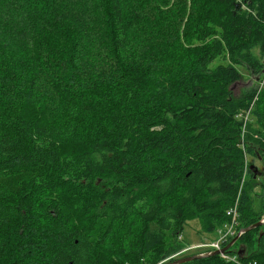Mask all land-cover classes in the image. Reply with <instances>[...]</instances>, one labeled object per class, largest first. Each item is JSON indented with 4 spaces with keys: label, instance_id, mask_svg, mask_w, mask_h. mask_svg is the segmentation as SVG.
I'll return each instance as SVG.
<instances>
[{
    "label": "trees",
    "instance_id": "obj_1",
    "mask_svg": "<svg viewBox=\"0 0 264 264\" xmlns=\"http://www.w3.org/2000/svg\"><path fill=\"white\" fill-rule=\"evenodd\" d=\"M106 1L113 57L127 63L131 17L124 0ZM202 8L200 43L182 70L159 72L148 62L153 56L90 89L75 74L64 76L53 89L60 112L53 120L44 107L28 105L30 84L2 89L0 253L10 254L8 264H160L194 254L173 257L186 246L182 231L192 219L216 233L231 222L227 211L238 201L237 233L261 220L254 218L259 193L246 181L245 156L264 159V0H204ZM83 54L77 35L68 59L77 75L86 72ZM220 57L226 63H215ZM135 74L145 80L136 82ZM249 77L254 83L236 94L234 85ZM66 145L72 150L60 157ZM72 181L75 189L64 194ZM74 193L85 203L80 226L65 209ZM257 231L225 251L240 263L214 254L182 264H264ZM256 234L238 254L241 240Z\"/></svg>",
    "mask_w": 264,
    "mask_h": 264
},
{
    "label": "rangeland",
    "instance_id": "obj_2",
    "mask_svg": "<svg viewBox=\"0 0 264 264\" xmlns=\"http://www.w3.org/2000/svg\"><path fill=\"white\" fill-rule=\"evenodd\" d=\"M28 1L29 5L26 9ZM203 1L124 0L125 12L129 18L131 17L132 23L130 59L127 63L118 62V65L112 52V21L106 0H0V96L2 89L5 91L9 88L25 89L30 84L34 92L26 93L30 94L28 105L44 107L47 116L53 120L60 115L59 93L53 89L64 76L75 74L84 88L90 89L92 82L117 80L123 68L153 56L155 58L148 62L159 72L182 70L192 59L193 46L200 43L198 36L203 22ZM139 3L140 5L137 6ZM138 9L141 18L139 23L135 24ZM25 10L27 13L22 16L20 13ZM186 20L189 22L186 23ZM185 34H187L185 41H182ZM77 35H81L84 39L83 59L86 63V72L83 75H77L68 60ZM190 44L192 46L188 47ZM220 62L226 63L221 57L215 61V63ZM134 78L136 82L145 80L137 74ZM253 83V77L241 80L234 85V91L239 94L244 87ZM144 84L146 82H140L139 87L142 88ZM88 94L89 92H86L87 97ZM71 150V145L62 147L59 150L60 157L69 155L68 152ZM245 162L249 169L246 181L252 184L251 192L254 193L256 190L260 196V198L254 196L253 208L259 212L254 218L262 220L264 219V159L260 161L250 153H246ZM25 169L28 168H22L20 173L22 179L29 178L30 171ZM250 170L253 172L250 173ZM73 183L72 181L64 187V194L73 192L75 189ZM75 183L80 184L79 180ZM72 197L68 201L69 204L66 203L65 209L73 214L74 222L80 226L79 218L85 204L84 198L79 193H74ZM61 206L62 212L65 213L64 206ZM17 220L14 216L11 230L15 228ZM222 228H218L216 233H205L199 218L186 222L182 231L186 246L173 257L208 251V248L194 245L218 238ZM254 229H258V236L264 235V225ZM6 237L9 242L15 240L12 232ZM256 238L257 234L254 236V241L252 237H244L239 243L240 247L245 246L247 250L252 242L255 243ZM169 239L171 241L173 239L171 233ZM13 245L14 243L11 242L12 248ZM9 256L8 252L0 253V264H8L6 259ZM107 256L114 262L119 260L113 254Z\"/></svg>",
    "mask_w": 264,
    "mask_h": 264
},
{
    "label": "built area",
    "instance_id": "obj_3",
    "mask_svg": "<svg viewBox=\"0 0 264 264\" xmlns=\"http://www.w3.org/2000/svg\"><path fill=\"white\" fill-rule=\"evenodd\" d=\"M246 120L248 119V117L250 116V109L246 112ZM238 204L239 202L237 201L235 203L234 206H232L227 212L228 215L231 217V222L228 223L227 225L224 226V228H222L219 231V235L218 238L207 242V243H201L199 246H203L205 248H218L220 249L221 247L224 246V243H226L235 233H236V226L238 225ZM222 256H224L225 258L232 260L234 262L240 263L239 260L237 259L236 256H230L229 254L226 253H222ZM256 264V263H253Z\"/></svg>",
    "mask_w": 264,
    "mask_h": 264
},
{
    "label": "water",
    "instance_id": "obj_4",
    "mask_svg": "<svg viewBox=\"0 0 264 264\" xmlns=\"http://www.w3.org/2000/svg\"><path fill=\"white\" fill-rule=\"evenodd\" d=\"M261 225H264V219L259 220L253 224H250L246 227L241 228L240 231L238 232V234L221 250H210V251H206V252H202V253H194L191 255L176 258L174 260H168V261H165V262L160 263V264H182V263H185V262H188L191 260H195V259H199L202 257H206V256L214 255V254H220V252H224V251L228 250L240 238V236L243 233L248 232V231H250L256 227H259ZM244 252H245V248L240 247V249L238 250V254H242Z\"/></svg>",
    "mask_w": 264,
    "mask_h": 264
},
{
    "label": "bare ground",
    "instance_id": "obj_5",
    "mask_svg": "<svg viewBox=\"0 0 264 264\" xmlns=\"http://www.w3.org/2000/svg\"><path fill=\"white\" fill-rule=\"evenodd\" d=\"M223 228H224V226H223ZM236 228H237V226H236ZM240 231V230H239ZM236 234H238L237 233V229H236V233L234 234V235H236ZM233 235V236H234ZM223 247H225V246H223ZM223 247H221L220 249H218V248H214L213 250H221ZM222 253H225V251L224 252H220V254H222Z\"/></svg>",
    "mask_w": 264,
    "mask_h": 264
},
{
    "label": "crops",
    "instance_id": "obj_6",
    "mask_svg": "<svg viewBox=\"0 0 264 264\" xmlns=\"http://www.w3.org/2000/svg\"><path fill=\"white\" fill-rule=\"evenodd\" d=\"M194 246H195V247H200V246H199V244H197V245H194Z\"/></svg>",
    "mask_w": 264,
    "mask_h": 264
}]
</instances>
